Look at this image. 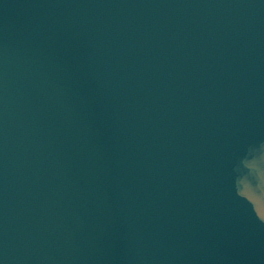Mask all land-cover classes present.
<instances>
[{
	"label": "water",
	"instance_id": "1",
	"mask_svg": "<svg viewBox=\"0 0 264 264\" xmlns=\"http://www.w3.org/2000/svg\"><path fill=\"white\" fill-rule=\"evenodd\" d=\"M0 264H264V0H0Z\"/></svg>",
	"mask_w": 264,
	"mask_h": 264
}]
</instances>
